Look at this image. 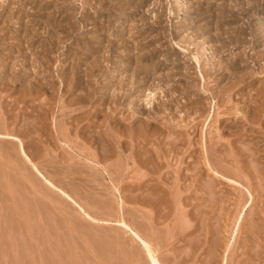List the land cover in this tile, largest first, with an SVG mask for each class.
Segmentation results:
<instances>
[{
  "label": "rangeland",
  "instance_id": "rangeland-1",
  "mask_svg": "<svg viewBox=\"0 0 264 264\" xmlns=\"http://www.w3.org/2000/svg\"><path fill=\"white\" fill-rule=\"evenodd\" d=\"M133 231L264 264V0H0V264H153Z\"/></svg>",
  "mask_w": 264,
  "mask_h": 264
},
{
  "label": "bare ground",
  "instance_id": "bare-ground-1",
  "mask_svg": "<svg viewBox=\"0 0 264 264\" xmlns=\"http://www.w3.org/2000/svg\"><path fill=\"white\" fill-rule=\"evenodd\" d=\"M176 141H177V140H176ZM211 150H212V149H211ZM214 151H215V150H214ZM6 152H7V151H6ZM13 153H14V152H13ZM182 158H183V157H182ZM16 161H17V160H16ZM18 161H19V160H18ZM15 165H16V164H15ZM23 168H24V167H23ZM78 171H79V170H78ZM91 175H92V174H91ZM242 175H243V174H242ZM71 179H72V178H71ZM2 181H3V180H2ZM17 182H18V181H17ZM73 189H74V188H73ZM10 190H11V189H10ZM174 191H175V190H174ZM211 195H212V194H211ZM91 196H92V195H91ZM95 196H96V195H95ZM143 196H144V195H143ZM86 197H87V196H86ZM210 197H211V196H210ZM95 201H96V200H95ZM208 201H209V200H208ZM110 205H111V204H110ZM12 208H13V207H12ZM44 209H45V208H44ZM24 211H25V210H24ZM179 212H180V211H179ZM111 214H112V213H111ZM176 216H177V215H176ZM10 217H11V216H10ZM6 218H7V217H6ZM182 219H183V218H182ZM234 219H235V218H234ZM71 220H72V219H71ZM176 220H177V219H176ZM172 221H173V220H172ZM187 221H188V220H187ZM187 221H186V222L184 221V222L187 223V224L183 225V228H184L185 226L188 225V222H187ZM184 222H183V223H184ZM254 222H255V221H254ZM121 223L124 224L126 227L129 228V226H128L124 221L121 222ZM251 223H252V222H251ZM258 224H259V223H258ZM124 225H123V226H124ZM189 225H190V224H189ZM189 225H188V226H189ZM192 225H193V224H192ZM167 226H168V225H167ZM188 226H187V227H188ZM142 227H143V226H142ZM145 227H147V226H145ZM178 227H180V226H178ZM189 227H190V226H189ZM137 228H138V227H137ZM181 228H182V227H181ZM181 228H180V229H177V230L174 228V230H176L175 234L178 235V234H181L182 232L184 233V232H185V231H184L185 228H184V230H183V228H182L183 231H181ZM218 228H219V227H218ZM172 229H173V228H172ZM187 229H188V228H187ZM187 229H186V230H187ZM178 230H180L181 233H180V231H178ZM253 231H254V229H253ZM133 232H135V231H133ZM177 232H178V233H177ZM169 233H170V232H169ZM135 234L137 235V237L141 238V236H140L137 232H135ZM188 234H189V232H188ZM215 234H216V233H215ZM168 235H169V234H168ZM177 235H176V236H177ZM145 237H146V236H145ZM167 237H168V236H167ZM139 238H138V239H139ZM171 238H174V236H173V237L171 236ZM141 239H142V238H141ZM185 239H186V238H185ZM142 240H143V239H142ZM186 240H187V239H186ZM256 240H257V239H256ZM191 241H192V240H191ZM193 241H194V240H193ZM144 242H145V240H143V243H144ZM145 243H146V242H145ZM159 243H160V242H159ZM134 246H135V245H134ZM146 246L148 247V248H147V249L149 250L148 252H149L151 258L153 259V262H154L153 264H160L161 262H159L157 259H155L154 255H153L154 252H152V249L150 248V245H148V244L146 243ZM188 246H189V245H188ZM160 248H161V247H160ZM218 248H219V247H218ZM258 248H259V247H258ZM193 253H194V252H193ZM207 253H208V252H207ZM215 253H216V252H215ZM181 254H182V253H181ZM170 255H171V254H170ZM107 257H108V256H107ZM210 257H212V256H210ZM149 258H150V257H149ZM146 261H147V260H146ZM215 262H217V261H215ZM95 263H96V262H95ZM98 263H99V262H98ZM210 263H211V262H210ZM114 264H115V263H114ZM121 264H122V263H121ZM172 264H173V263H172ZM208 264H209V263H208ZM258 264H259V263H258Z\"/></svg>",
  "mask_w": 264,
  "mask_h": 264
}]
</instances>
